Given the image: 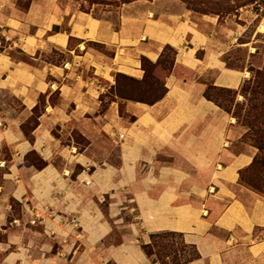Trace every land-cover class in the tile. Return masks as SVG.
<instances>
[{
    "label": "crops",
    "instance_id": "obj_1",
    "mask_svg": "<svg viewBox=\"0 0 264 264\" xmlns=\"http://www.w3.org/2000/svg\"><path fill=\"white\" fill-rule=\"evenodd\" d=\"M18 1L0 0V264H156L141 244L163 231L195 247L188 264H264V197L239 181L257 150L203 95L240 88L248 60L225 57L245 48L249 59V45L195 23L179 0L125 4L117 26L71 1ZM167 45L166 94L121 100L132 117L121 124L119 99L104 101L114 75L142 79L141 57L155 63ZM203 167L207 190L186 171Z\"/></svg>",
    "mask_w": 264,
    "mask_h": 264
},
{
    "label": "trees",
    "instance_id": "obj_2",
    "mask_svg": "<svg viewBox=\"0 0 264 264\" xmlns=\"http://www.w3.org/2000/svg\"><path fill=\"white\" fill-rule=\"evenodd\" d=\"M81 1L85 2L86 0ZM112 1L113 4L120 7L123 4L137 0ZM181 1L185 3L187 8L196 10L192 4V0ZM220 1L221 3H213L204 0L203 4L209 8L212 5H216L218 6V11L228 12L231 10L229 6L222 4V2H226L227 0ZM80 11L87 13L83 9H80ZM258 53L257 50L250 56L253 57ZM176 54V49L167 45L163 48L159 59L155 63H152L145 57H141V68L144 71V75L140 80L121 73L115 74V85L110 88L115 94L114 98L110 99L109 102L116 98L147 105H152L159 101L167 92L165 78L176 66ZM262 61L261 66L256 69L248 68L252 76L250 79L245 80L238 90L207 85L203 95L207 100L213 102L224 112L234 117L237 123L246 129L243 137L249 139L252 146L257 149V152L251 164L239 172V181L247 188L264 197V54ZM120 80L125 81V83L121 84ZM213 92L218 93V96H215ZM238 94L242 96V101H236ZM220 95L223 97V100L219 99ZM231 103H234L236 110H231ZM148 236L150 241L142 243L141 248L147 257L152 258V263H156V260H159L162 255L164 257L170 256V262L166 263L162 261L159 264H188L199 257L195 247L185 244L180 233L163 231L151 233ZM168 237L179 238L181 243L180 255L175 254L176 248L173 246L174 243L167 241L161 243L159 241Z\"/></svg>",
    "mask_w": 264,
    "mask_h": 264
},
{
    "label": "rangeland",
    "instance_id": "obj_3",
    "mask_svg": "<svg viewBox=\"0 0 264 264\" xmlns=\"http://www.w3.org/2000/svg\"><path fill=\"white\" fill-rule=\"evenodd\" d=\"M60 1L63 4H65V2L71 1V3L76 8V10L80 11V9H83L84 11L87 12L86 13L87 15L95 19H107L113 25H117L120 10L125 5L123 4L120 7H117L115 4H113L112 0H86L85 2H82L81 0H60ZM179 1L185 5L184 2H182L181 0ZM207 1H211L213 3H221L220 0H207ZM29 2L30 0H19L17 4L19 5L20 10L22 9L25 10ZM203 2L204 0H192V4L194 5L196 10H191L187 8L185 5V7L191 12V18L195 23L199 25H202L203 23H208V21L205 19L216 21L220 33L224 34L226 32L232 31L235 33V37L237 38V41L239 39L240 43L246 42L249 45L248 47L251 48L250 50L251 54H254L255 53L254 51L257 50L259 52L257 55H254L253 57L250 56L249 59H247L249 53L247 52V49L234 48L225 57L227 64L233 67H242L243 65H245L246 61L248 60L247 68L256 69L257 67L261 66L263 62L262 58L264 54V0H227L226 2H222V4L227 5L231 8V10L228 12L218 11V6L216 5H212L210 6L211 8H209L205 6ZM1 42H3V44L1 43L2 46H6V42L4 40H2ZM239 42H235V43H239ZM73 45L74 42H72L71 46ZM89 47L93 48L94 50H99L100 52H103L107 56H110L112 54L111 47H99L98 45H93V44L89 45ZM180 72L181 70L179 71L177 68V73ZM251 76L252 74L250 73V77ZM250 77L248 79H250ZM120 83L123 84L125 83V81L120 80ZM113 85H115V81ZM107 90L108 91L106 92V97L104 98V101L106 99L109 101L110 99L114 98L115 92L111 91L109 87L107 88ZM213 93L215 96H218V93L216 92ZM219 99L223 100V97L220 95ZM242 100H243L242 96L238 94L236 96V101H242ZM230 106H231V110H236L234 103H231ZM119 114L121 117V120H119L121 121V124H123V122L127 124L132 120V117L125 112L123 101L121 100H119ZM236 125L242 127L246 132V129L240 124H238L237 121H236ZM116 126L117 125L113 127L116 128ZM110 137L109 138L107 137V139H109V141L111 139L112 141V137L114 138L115 136H110ZM241 141L245 144L252 146V143L249 141V139H245L243 137ZM109 145L110 144L108 142V146ZM112 145L110 147V149L112 150L108 152L109 160L113 163H116L117 150L114 148L115 144L113 143ZM235 147H240V144L235 143ZM186 171L187 174L190 175L189 180L191 181L190 183L191 186H197L198 188L203 186L205 190L208 189L209 186L208 184L210 181L212 169H209L207 167L197 168V169L187 168ZM121 232H122L121 229L119 230L115 229L110 239H112V241L114 242V240L120 237ZM159 241H161V243L164 241L174 243L173 246L176 248L175 254L180 255L179 250L181 247V243L179 238L168 237L165 239H160ZM107 242H109V240H107ZM162 261L166 263L170 262V256L164 257V255H162L159 260H156V264H159Z\"/></svg>",
    "mask_w": 264,
    "mask_h": 264
},
{
    "label": "built area",
    "instance_id": "obj_4",
    "mask_svg": "<svg viewBox=\"0 0 264 264\" xmlns=\"http://www.w3.org/2000/svg\"><path fill=\"white\" fill-rule=\"evenodd\" d=\"M4 126H3V121L0 119V129L1 128H3ZM86 183H88V182H86ZM35 223V220L33 219L32 221H31V224H34ZM76 223V222H75ZM74 223V224H75Z\"/></svg>",
    "mask_w": 264,
    "mask_h": 264
}]
</instances>
